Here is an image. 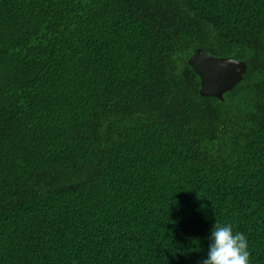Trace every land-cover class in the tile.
Returning <instances> with one entry per match:
<instances>
[{"label": "trees", "instance_id": "1", "mask_svg": "<svg viewBox=\"0 0 264 264\" xmlns=\"http://www.w3.org/2000/svg\"><path fill=\"white\" fill-rule=\"evenodd\" d=\"M215 222L264 264V0H0V264H200Z\"/></svg>", "mask_w": 264, "mask_h": 264}, {"label": "water", "instance_id": "2", "mask_svg": "<svg viewBox=\"0 0 264 264\" xmlns=\"http://www.w3.org/2000/svg\"><path fill=\"white\" fill-rule=\"evenodd\" d=\"M187 65L198 78L200 97H211L218 100L229 92L241 79L245 64L231 58H216L199 48L192 51Z\"/></svg>", "mask_w": 264, "mask_h": 264}, {"label": "clouds", "instance_id": "3", "mask_svg": "<svg viewBox=\"0 0 264 264\" xmlns=\"http://www.w3.org/2000/svg\"><path fill=\"white\" fill-rule=\"evenodd\" d=\"M208 239L207 257L200 264H251L247 236L234 232L231 224L215 222Z\"/></svg>", "mask_w": 264, "mask_h": 264}]
</instances>
